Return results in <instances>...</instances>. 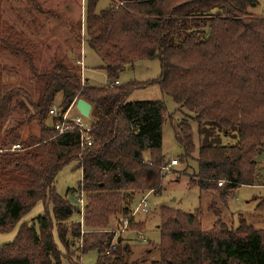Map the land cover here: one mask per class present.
<instances>
[{"label":"trees","instance_id":"16d2710c","mask_svg":"<svg viewBox=\"0 0 264 264\" xmlns=\"http://www.w3.org/2000/svg\"><path fill=\"white\" fill-rule=\"evenodd\" d=\"M99 1L86 0L85 40L104 64L107 86H89L78 66L63 63L42 76L37 103L25 90L0 84V130L6 134L0 150L24 145L18 127L7 129L17 108L26 111L27 122L37 120L40 126L35 148L0 155V233L11 232L40 201L46 209L52 206V215L47 210L37 219L38 230L23 224L14 242L0 247V264H63L65 258L80 264L79 255L90 250L99 252L97 264H126L128 246L117 242L108 254L111 237L92 231L106 229L112 216L128 218V203L136 194H158L162 188L167 106L128 101L150 84L189 113L174 127L184 162L194 159L196 150L190 120L199 136L209 127L238 140L227 145L209 142L206 135L191 186L218 193L224 201L241 187L255 186V158L264 150V17L248 13L256 0H121L123 6L112 4L97 13ZM0 43L23 55L35 73L31 56L17 42L0 34ZM154 59L162 69L157 81L116 84L127 66ZM59 94L58 114L51 115ZM79 99L91 103L94 114L93 146L86 150L78 133L59 136L56 130L60 115ZM73 163L82 170V181L72 192L86 195L83 225L81 219L72 221L75 213L80 215L78 202L60 196L55 187L59 173ZM258 210L264 212V200ZM160 216L153 264H264V231L246 225L233 230L220 222L213 234L202 229L200 213L163 208ZM85 228L91 235L84 236L81 248ZM71 249L72 257L67 254Z\"/></svg>","mask_w":264,"mask_h":264},{"label":"rangeland","instance_id":"374dc122","mask_svg":"<svg viewBox=\"0 0 264 264\" xmlns=\"http://www.w3.org/2000/svg\"><path fill=\"white\" fill-rule=\"evenodd\" d=\"M257 5L248 12L254 17H264V0H256ZM121 0H100L96 12L107 10L110 6H123ZM86 0H2L0 4V34L5 41H10L20 46L25 53L31 56L35 73L31 70L30 63L21 54H17L0 43V84L13 86L25 90L35 103L40 99L43 89L42 76L52 70L58 63L76 65L81 75H86L88 85L93 88H102L109 84L107 73L101 59L87 46L86 43ZM7 33V37L5 34ZM11 36V37H9ZM9 37V38H8ZM17 39V41H16ZM84 59L85 67L78 64ZM162 74L161 63L158 59L142 60L134 65H129L119 75L117 85L126 84L129 81L138 83H151L157 81ZM14 100V105H16ZM62 101V95L56 98L53 107L58 109ZM129 102L139 101H163L167 106V120L163 126L162 153L165 157L159 169L162 176V188L158 194L149 192L144 195L136 194L128 203L129 215L134 213L137 206L147 196L148 213L138 211L124 229L125 217L118 214L110 218L106 229L93 233H104L111 237L112 243L117 242L121 246H128L129 255L126 264H153L158 259L157 248L161 235V211L163 208H172L186 214L200 213L202 229L209 233H217V223H225L230 229L236 230L241 225L252 227L258 231H264V212L258 210V205L264 200V150H261L255 158L256 183L255 186H244L231 193L226 200H222L220 194L213 192H201L197 186L189 184L198 172V154L200 142L219 141L222 144H236L237 138L233 135L224 136L223 133H214V129L207 127L205 133L199 136L198 126L190 120L196 150L194 159L184 162V151L175 138L174 127L179 122L188 119L189 113L179 110V106L168 96L164 95L157 84L135 90ZM28 114L25 110L17 108L7 124V129L18 127L22 146H37L40 138V126L37 120L27 122ZM94 114L90 115L88 122L93 123ZM20 122H23L20 124ZM218 134V137L216 136ZM5 130H0V139L5 137ZM207 135V137H206ZM237 136V133H235ZM3 152H7L4 150ZM0 150V155H2ZM147 163L150 162V152L144 155ZM172 160H177L178 165L169 166ZM82 181V170L75 164L66 166L57 176L56 191L66 197L73 204L79 198L72 190L78 188ZM84 197V196H83ZM86 205V195L84 197ZM215 203V204H214ZM214 205L215 211L212 209ZM52 215V206L46 209L40 201L26 214L21 222L8 233H0V247L15 241L23 224L39 228L37 219L46 213ZM84 222V214L81 217L75 213L72 221ZM84 228V227H83ZM82 228V229H83ZM86 228L81 231L83 246ZM107 237L108 239H110ZM57 239V237H56ZM111 243V246H112ZM67 254L72 257L75 254L71 249ZM74 256V255H73ZM100 254L97 250H90L79 255L80 264H97ZM75 262H77L74 259ZM65 258L63 264L75 262Z\"/></svg>","mask_w":264,"mask_h":264},{"label":"built area","instance_id":"2783aa9c","mask_svg":"<svg viewBox=\"0 0 264 264\" xmlns=\"http://www.w3.org/2000/svg\"><path fill=\"white\" fill-rule=\"evenodd\" d=\"M78 64L83 66L84 69V59L82 57V60L78 62ZM118 84V82H116ZM76 101H74L69 108L60 115L61 121L59 124L56 125V130L58 131V135H64L72 132H76L79 135L80 138V146L83 150H86L93 146V137L91 134L92 131V123L88 122V119L83 117L79 112L76 110ZM51 115H56L58 114V109L55 107L52 108L50 111ZM22 150V145L21 144H15L13 145L10 149H7L6 151H20ZM2 152V151H1ZM178 165L177 160H172L169 166H176ZM147 196L141 201V203L137 206L135 209L134 213L130 215L128 218L125 219L124 221V229H127L128 226L130 225V222L132 220V217L138 213V211L143 210L145 213H148L149 210L147 208ZM78 204L80 205V215L81 217L84 214V209H85V201L83 195L77 199ZM81 224L83 225V221L81 219ZM83 227V226H82ZM115 245L112 243L111 249L108 252L110 254L114 249Z\"/></svg>","mask_w":264,"mask_h":264},{"label":"water","instance_id":"95a60500","mask_svg":"<svg viewBox=\"0 0 264 264\" xmlns=\"http://www.w3.org/2000/svg\"><path fill=\"white\" fill-rule=\"evenodd\" d=\"M255 6V5H254ZM76 110L81 114L83 117L89 119L91 112H92V105L88 101L84 99H79L76 102Z\"/></svg>","mask_w":264,"mask_h":264},{"label":"crops","instance_id":"0c3cea01","mask_svg":"<svg viewBox=\"0 0 264 264\" xmlns=\"http://www.w3.org/2000/svg\"><path fill=\"white\" fill-rule=\"evenodd\" d=\"M255 7V6H254ZM84 67H85V64H84ZM83 75H84V73H83ZM84 77H86V75L84 76ZM87 78V77H86ZM89 79H87V81H88Z\"/></svg>","mask_w":264,"mask_h":264}]
</instances>
